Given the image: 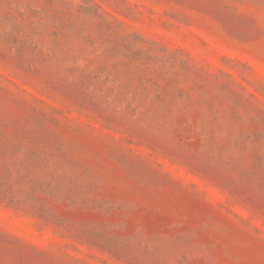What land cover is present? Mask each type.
<instances>
[{
  "label": "rangeland",
  "instance_id": "obj_1",
  "mask_svg": "<svg viewBox=\"0 0 264 264\" xmlns=\"http://www.w3.org/2000/svg\"><path fill=\"white\" fill-rule=\"evenodd\" d=\"M0 264H264V0H0Z\"/></svg>",
  "mask_w": 264,
  "mask_h": 264
}]
</instances>
